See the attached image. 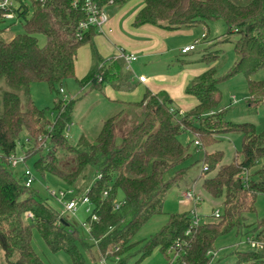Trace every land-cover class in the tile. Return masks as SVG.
Instances as JSON below:
<instances>
[{"label":"trees","instance_id":"trees-1","mask_svg":"<svg viewBox=\"0 0 264 264\" xmlns=\"http://www.w3.org/2000/svg\"><path fill=\"white\" fill-rule=\"evenodd\" d=\"M133 0H97L100 8L127 5ZM77 5V6H76ZM18 20L24 32L10 40L0 11V264H47L33 247L36 230L52 254L66 253L73 264H87L83 251L95 247L107 264H128L137 257L140 264L156 250L164 255L178 243L183 246L177 264H211L216 242L234 231L260 244L261 248L239 251L236 264H264V219L249 225L247 217L256 213V203L264 195V131L253 123L225 120L221 84L237 75L248 83V107L264 103V0H143L133 26H155L168 31L209 27L223 21L227 31L205 48L201 60L208 70L185 89L196 98L191 111L181 113L170 96L146 89L141 100L103 122L94 142L84 137L71 146L70 128L74 101L60 97L61 87L76 80L81 87L91 84L103 91L106 84L132 91L131 77L123 73V59H104L95 45L98 32L92 28L83 39L77 26L86 19L79 0H52L48 4L27 2ZM46 42L40 44L39 37ZM236 37L238 59L226 76L217 75L219 44ZM206 38V35L204 36ZM200 42L196 47L198 49ZM89 45L93 64L85 77L76 76L79 50ZM190 52V53H192ZM189 54V53H188ZM260 73L261 80L255 79ZM48 84L55 94L56 122L32 98V86ZM129 114V115H127ZM27 132L26 146L21 135ZM186 132L201 143L203 164L208 167L203 190L222 201L218 219L202 221L192 229L190 213L168 214L164 226L148 240L138 241L140 231L155 217L165 215L168 193L188 175L190 147L181 137ZM237 133L242 150L225 164L224 153L206 150L219 143V136ZM121 138H119L120 136ZM21 149L25 163L34 158L35 172L60 178L76 197L87 195L97 216L92 221L89 243L79 230L52 208L36 191L25 186L24 172L17 179L9 158ZM68 160L69 164L63 162ZM258 167V169H256ZM256 169V170H255ZM253 172L245 180V173ZM33 173V172H32ZM61 192V191H60ZM119 194L123 200L118 201ZM120 205L117 209L116 206ZM215 212V211H214ZM213 212V213H214ZM33 214L27 219L26 214ZM214 218V217H213ZM91 221V217L87 223ZM83 228V227H82ZM188 234V231L191 230Z\"/></svg>","mask_w":264,"mask_h":264},{"label":"rangeland","instance_id":"rangeland-1","mask_svg":"<svg viewBox=\"0 0 264 264\" xmlns=\"http://www.w3.org/2000/svg\"><path fill=\"white\" fill-rule=\"evenodd\" d=\"M109 9L107 10V15L109 13ZM24 23L19 20L6 21L4 26H8L9 30L6 31L4 35V39L10 40L18 34L24 32ZM210 29V41L215 39H220L222 35H224L227 31V27L223 21H217L209 24ZM200 34L201 30H196ZM206 35V33H205ZM207 36V35H206ZM204 37V36H203ZM202 37V40L204 39ZM40 44L44 45L46 39L44 36L39 37ZM201 40V41H202ZM236 37L232 38L231 42L221 43L218 46H215L211 49V51L221 49L222 54L219 55V60L216 62L217 65V75L219 77L226 76V74L233 67L234 63L238 59L234 51V42ZM188 40L182 38L180 36V42L185 43ZM200 41V42H201ZM215 42V41H214ZM213 45V44H212ZM89 52L90 46L83 47L81 50L85 52V50ZM202 46L198 47L197 51L190 53L186 56H178L170 61L168 65L171 66V69L168 70V65L165 66V73L168 76L170 73H174L173 67H182L178 64V60H188L189 64L184 67H196L198 64V59L201 56V53L204 52ZM87 52V53H88ZM83 54L80 56L79 65L77 66L76 76L79 77L85 75V70H83L80 65ZM88 58V57H87ZM84 59V58H83ZM122 60V59H120ZM203 64L200 66L208 67L207 63L202 61ZM162 64L161 60H157L151 65L148 63V60L141 58L138 59V62H135L132 66L135 72L144 73L147 78L150 77L151 74H160L159 65ZM186 70V69H184ZM183 70V71H184ZM122 71L124 74L129 72L127 68V64L123 60V68ZM139 75V74H138ZM144 76V77H145ZM263 76L260 73L255 79H260ZM146 78V77H145ZM64 90V93H60V97H62L65 101H74V111L72 114V120L70 122V128L66 131V135L68 137L69 143L71 146L76 147L79 144V141L82 137L88 140L90 143L94 142L96 137L99 135L103 122L113 116L118 111L117 106L111 105V101L107 97V91H109L110 85L106 84L103 87V91L93 88L91 84H88L84 87H81L76 80H70L61 87ZM220 89L222 91V103L220 109H224L226 111L225 120L232 123H253L256 126L258 132L264 131V103L259 106L257 109H250L248 107V83L244 75L240 74L231 79L224 81ZM145 89L138 85L136 91L130 92L126 97L128 101H138L143 96ZM32 98L36 105L40 109L47 110V118L50 120L51 124L56 122V113L54 112V99L55 94L50 90L48 84L46 83H36L32 86ZM110 93V92H109ZM111 94V93H110ZM236 97L239 101L237 104H232L231 99ZM129 107V106H127ZM126 106L122 108L126 109ZM129 115V114H127ZM120 136V135H119ZM220 137V136H219ZM121 138V136L119 137ZM220 139V138H219ZM22 143H25L24 150L27 148H31L26 141L28 140L27 132H23L21 135ZM181 141L190 147V153L192 157L187 162V166L189 167V173L187 177L176 187H174L167 195L164 211L165 215L155 217L151 220L138 234L137 240L144 241L148 240L151 236L155 235L166 223L168 219V214H185L190 213L194 209L193 205H182L180 201L184 199V195L186 192L193 188L194 182H198L196 184V190L198 191L201 187V182L204 177L211 176L204 174L202 175L203 169V160L205 156V151L202 148H198L195 146L194 141L195 137L192 133L186 132L182 135ZM219 148L223 149L225 152L226 159L233 160L235 155L242 150V138L237 133H229L222 135V138L219 141ZM217 145V144H215ZM17 157H24L22 150L19 148L17 151ZM35 159H29L25 164L20 163L16 168H12L14 176L19 179L23 174L24 170L30 169L35 175V182L32 187V190L36 191L47 203L58 211L62 216L64 213L63 206L59 203V201L52 195L53 192L59 193L60 191H65L67 189L64 182L52 175H47L45 178L38 175L33 167ZM69 161L66 159L63 164H69ZM261 166V164H260ZM258 169V167L256 168ZM255 169V170H256ZM254 171H251L249 174L247 173V177L251 178ZM200 194L203 198L198 212L201 216L202 221L213 220V212L218 209V207L222 204V201L213 199L208 193L204 190L200 191ZM123 200V195L119 194L118 201ZM218 206V207H216ZM72 226L76 227L79 230L80 236L86 239L89 243L93 242L90 240V235L82 228L83 223H87L91 217L90 213L87 212V206L80 205L75 214L66 213L63 216ZM264 219V195H260L257 199L256 203V213L249 215L247 217V222L249 225L255 224L257 221ZM248 231L245 230L243 235H238L236 231L221 237L216 242V251L214 253V259L211 264H236L237 256H236V247H239V251H247L252 249L251 243L248 239ZM33 247L37 254L47 263V264H73L70 257L63 252L52 254L40 238L38 232L34 231L33 238ZM87 264H98L100 261L99 253L95 247H92L90 252L83 251ZM173 255H164L159 250H156L150 257L143 260L140 264H170L172 261ZM137 257H134L128 264H135L137 261Z\"/></svg>","mask_w":264,"mask_h":264},{"label":"crops","instance_id":"crops-1","mask_svg":"<svg viewBox=\"0 0 264 264\" xmlns=\"http://www.w3.org/2000/svg\"><path fill=\"white\" fill-rule=\"evenodd\" d=\"M142 7L143 0H133L127 5L111 4L105 7V12H107L108 9L110 10L108 13L109 21L105 26L103 33H98L95 37V45L101 56L106 60L111 58H120V54L122 52L135 55L137 57L135 62H138V59L144 58L148 60L150 65L159 59L162 61V64L159 65V67H161L159 69L160 74L157 75L154 73L151 74L149 78H147V76H145L141 70L139 71L140 73L135 72L132 68L135 62L132 63L129 68V72L126 73V75L131 77L132 84L135 86L134 90L128 91L124 90L123 88H116L110 85L109 91H107V97L109 98V101H111L110 104L118 107V111L116 113L118 114L119 112L123 111L122 108L129 106L128 103L139 102L142 97L138 101H128L125 97L130 92L136 91L139 85L145 90L149 89L153 93L161 91L166 92L174 101L176 107L181 111V113L191 111L197 105V100L194 97L187 96L185 94V89L198 76L207 71L208 67H204L202 65L200 66V64H203L201 56L197 60L198 64L196 67H184L185 65L189 64L190 61L182 59L178 60V64L180 66L182 65V67H179L177 70V67H173V70L176 72L170 73L168 76L165 73V66L168 65L170 61L173 63V59L180 55H189L190 53L183 54L182 50L187 46L200 42L202 37L205 36V33L207 36L206 38L203 37L204 39L200 42L198 47L202 46L203 49H205L214 43L215 40L210 41V29L209 27H202L179 31H168L150 25L139 28L134 27V19ZM197 29L201 30L199 35H197ZM180 36L187 39L188 41L181 43ZM88 46L89 45H85L83 47ZM83 47L78 52L76 62L77 71L80 56L83 54L80 65L82 66L83 70H85V75L83 74V76L79 77L81 79L87 75L93 64L91 48L89 49V52L87 49L85 52H82L81 50ZM167 69L170 70L171 66L168 65ZM141 76L146 77L145 83L139 81V77ZM262 78L263 76L259 80ZM126 109H130V107H127ZM219 138L221 139L222 136ZM217 146H219L218 143L217 145L208 148L206 151L209 153L222 151L225 155L224 150H221V148ZM231 162L232 160H227L226 157H224L223 163L228 164ZM260 164L262 166L264 165V159L261 160ZM202 182L198 191L196 190V184H198V182H194L193 188L198 194H200V191L203 190ZM181 204L185 205L183 203ZM220 207L221 205L218 208Z\"/></svg>","mask_w":264,"mask_h":264},{"label":"built area","instance_id":"built-area-1","mask_svg":"<svg viewBox=\"0 0 264 264\" xmlns=\"http://www.w3.org/2000/svg\"><path fill=\"white\" fill-rule=\"evenodd\" d=\"M52 0H0V11L3 14V18L6 21H12V20H18V15L24 11V4L27 2H37L40 4H48ZM81 3L82 9L86 15V19L83 21H80L77 26V38L79 40L83 39L84 34H86L90 29L94 28L97 30L99 34H102L105 26L107 25L109 21V16L105 12V8H100L98 6L97 0H79ZM77 6V5H76ZM198 45V42L185 47L182 50L183 54H188L194 50H196V47ZM120 58L125 61L127 64V68L129 69L131 64L134 63L137 60V57L133 54H126L121 53ZM139 81L142 83L146 82V78L144 76L139 77ZM61 93H64V90L61 89ZM232 104H237L239 101L236 97H233L231 99ZM196 146H200L201 143L199 141L195 142ZM1 156V155H0ZM9 162L12 168H16L20 163L25 164V158L24 157H17L16 154H13L9 158ZM208 171V167L203 164L202 174L203 172L206 173ZM202 176V175H201ZM247 173H245V180H247ZM34 181V175L30 169L24 170V183L25 186L28 188H31ZM52 195L59 201V203L64 208V213H70L75 214L78 210V207L80 205L87 206V212L91 215V221L89 223H83L82 227L87 232H91V224L92 221L97 220L96 214L93 212V208L91 207V201L87 195L84 197H76L74 196L73 192L71 191H61L59 193L53 192ZM203 198L200 194L197 193V191L194 188L189 189L186 194L184 195V199L181 201L183 204L193 205L194 209L191 212V219H192V229L198 228L200 224L202 223L201 216L198 212L199 206L202 202ZM120 205H117L116 208L118 209ZM221 210L220 208L216 209L213 213V217L215 219H218L220 217ZM33 214L28 213L26 214V218L33 219ZM191 230L188 231V234L191 233ZM249 242L251 243L252 249H258L261 248L260 244L252 241L249 239ZM183 252V246L181 243L176 244L168 253V255H173L172 261L170 264H177V261ZM102 264H107V261L105 259L101 260Z\"/></svg>","mask_w":264,"mask_h":264}]
</instances>
